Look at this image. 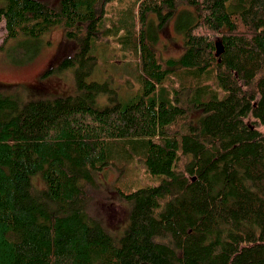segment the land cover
Returning <instances> with one entry per match:
<instances>
[{"label":"trees","instance_id":"16d2710c","mask_svg":"<svg viewBox=\"0 0 264 264\" xmlns=\"http://www.w3.org/2000/svg\"><path fill=\"white\" fill-rule=\"evenodd\" d=\"M111 1L0 0L5 39L25 37L16 49L39 50L53 26L77 43L44 71L70 68L72 93L0 90V264H264V0L107 13ZM174 14L183 51L163 58L152 28ZM108 33L135 67L127 98L86 80ZM115 155L159 177L117 189L119 235L92 210Z\"/></svg>","mask_w":264,"mask_h":264},{"label":"rangeland","instance_id":"374dc122","mask_svg":"<svg viewBox=\"0 0 264 264\" xmlns=\"http://www.w3.org/2000/svg\"><path fill=\"white\" fill-rule=\"evenodd\" d=\"M44 1L54 6L59 4V0ZM131 2L132 0H112L113 5L107 6V13L109 9L115 12L118 8L129 7ZM175 15L165 19L161 28H152L154 46L163 58L177 57L183 51L182 34L176 29ZM152 16L153 14H150V17ZM63 32L62 27L53 26L42 36V46L39 50L35 51L34 47L16 49V44L25 37L5 39V28L3 20L0 19V46L4 45L0 49V90L18 86L24 99L53 98L72 93L75 85L70 68L62 72L44 74L51 63H58L77 47V43L66 38ZM95 39L97 47L91 51L97 57V63L86 80L101 81L110 78L111 85L117 89L119 97L127 98L135 94L139 87L135 81V67L129 56L123 58V49L116 44L114 34L108 33L104 37L99 34ZM30 55L32 57L28 58ZM113 161L116 167H106L97 175L98 190L92 202V210L108 230L119 235L128 224V209L126 204L118 199L117 189L145 186L157 182L159 177L145 172L136 160L126 162L123 155H115Z\"/></svg>","mask_w":264,"mask_h":264}]
</instances>
